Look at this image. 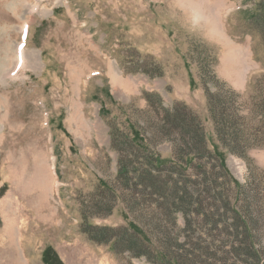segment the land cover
Wrapping results in <instances>:
<instances>
[{
    "label": "rangeland",
    "instance_id": "1",
    "mask_svg": "<svg viewBox=\"0 0 264 264\" xmlns=\"http://www.w3.org/2000/svg\"><path fill=\"white\" fill-rule=\"evenodd\" d=\"M260 15L264 0H0V227L10 216L38 234L26 235L28 243L52 242L61 262L53 264H150L114 248L130 220L118 198L111 128L135 127L168 166L177 136L160 133L163 108L192 110L182 99L199 103L206 106L199 117L209 149L218 147L245 184L248 164L220 146L206 88L216 91L219 82L239 103L251 101L264 80ZM116 74L133 80L132 103L110 94ZM140 78L153 86L141 88ZM114 82L126 86L118 77ZM248 157L263 174L264 145ZM105 227L114 229L97 234L112 240L105 244L83 233ZM15 246L10 255L0 253V264L19 262Z\"/></svg>",
    "mask_w": 264,
    "mask_h": 264
},
{
    "label": "trees",
    "instance_id": "2",
    "mask_svg": "<svg viewBox=\"0 0 264 264\" xmlns=\"http://www.w3.org/2000/svg\"><path fill=\"white\" fill-rule=\"evenodd\" d=\"M219 84L216 91L206 88L209 115L220 146L247 162V182L233 176L218 147L209 149L199 115L185 104L163 108L159 131L165 137L177 136L170 141L176 160L168 166L160 163L135 127L130 133L112 127V148L119 155L117 184L122 189L118 198L130 220L114 241L118 254L132 253L150 264H264V173L257 174L248 157L249 149L264 145V80L254 86L249 103H239V95L226 93ZM147 99L151 102L149 95ZM105 190L117 198L112 188ZM112 230L84 228L83 233L105 244L112 240L98 235ZM54 260L60 262L50 247L43 262Z\"/></svg>",
    "mask_w": 264,
    "mask_h": 264
},
{
    "label": "crops",
    "instance_id": "3",
    "mask_svg": "<svg viewBox=\"0 0 264 264\" xmlns=\"http://www.w3.org/2000/svg\"><path fill=\"white\" fill-rule=\"evenodd\" d=\"M121 79L126 82V86L121 87L120 85H117L114 82V78ZM111 78L109 85H110V94L118 101H120L123 104H130L133 101L132 95L134 94V82L131 79H127L124 75H117L116 77ZM140 85L141 88L145 87L144 89L147 90V88L151 87V83L146 80L140 78ZM153 86V85H152ZM129 89V90H126ZM131 90V92H129ZM188 91H190L188 89ZM139 92V89H138ZM142 92V91H141ZM137 96H141V94L136 93ZM183 102H185L188 106L192 108L193 111H195L201 118L206 117V106H202L199 103L195 106L194 102L189 101L187 99H182ZM143 105L146 106V102L143 101ZM201 107V110L198 108ZM143 106V107H144ZM6 217H3L2 225L0 227V253H5L6 255H10L12 250H14L15 243L18 245V248L16 249V253L18 256V263L16 264H44L43 263V255L44 252L54 244L52 242H48L47 246L43 248L39 247L37 243H28L27 236L26 235H38L36 232L32 231H23L21 229L22 224L18 223L17 225L12 224L10 221V216L8 217V221L5 220ZM11 222V223H10ZM17 235V236H15ZM22 235V237H21ZM43 248V249H40ZM1 255V254H0ZM2 261H5V259L2 257L0 258Z\"/></svg>",
    "mask_w": 264,
    "mask_h": 264
},
{
    "label": "clouds",
    "instance_id": "4",
    "mask_svg": "<svg viewBox=\"0 0 264 264\" xmlns=\"http://www.w3.org/2000/svg\"><path fill=\"white\" fill-rule=\"evenodd\" d=\"M193 10L194 11H198V12H202L200 8H198L196 5H195V2L193 4Z\"/></svg>",
    "mask_w": 264,
    "mask_h": 264
},
{
    "label": "bare ground",
    "instance_id": "5",
    "mask_svg": "<svg viewBox=\"0 0 264 264\" xmlns=\"http://www.w3.org/2000/svg\"><path fill=\"white\" fill-rule=\"evenodd\" d=\"M20 53H22V57H23V55H25V54H23L24 52H22V51H21ZM26 62H27V61H26Z\"/></svg>",
    "mask_w": 264,
    "mask_h": 264
}]
</instances>
